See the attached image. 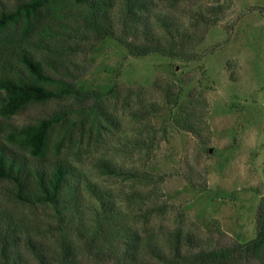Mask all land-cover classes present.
Instances as JSON below:
<instances>
[{"label": "rangeland", "instance_id": "374dc122", "mask_svg": "<svg viewBox=\"0 0 264 264\" xmlns=\"http://www.w3.org/2000/svg\"><path fill=\"white\" fill-rule=\"evenodd\" d=\"M16 2L0 0V11ZM151 2L141 20L148 17L161 36L158 16L170 19L178 30L169 42L174 57L134 56L118 42L146 43L144 24L125 17L118 0L92 14L74 0H55L29 35L6 30L3 41L54 62L49 71L80 94L0 116V141L13 146L9 125L64 113L50 131L47 157L95 182L118 212L117 227L160 236L180 229L208 247L247 242L264 197V0ZM42 25L58 33L49 48L38 43ZM184 53L195 57L183 61ZM10 188L0 181L4 207L52 222L50 206L21 204Z\"/></svg>", "mask_w": 264, "mask_h": 264}, {"label": "trees", "instance_id": "16d2710c", "mask_svg": "<svg viewBox=\"0 0 264 264\" xmlns=\"http://www.w3.org/2000/svg\"><path fill=\"white\" fill-rule=\"evenodd\" d=\"M112 1L74 0L88 7L90 14ZM118 1L125 17L144 24L140 34L146 43L137 46L122 38L118 42L134 56L159 53L174 57L172 39L178 30L170 19L158 16L164 34L157 35L150 29L148 17L141 20L151 0ZM51 2L55 0H17L13 8L0 11V116L5 119L28 106L80 94L72 84L49 71L57 69L54 62L36 56L26 45L1 38L6 30L15 28L23 36L29 35ZM131 30L136 33L138 28ZM57 34L50 25H42L38 43L49 48L50 39ZM181 56L183 61L195 57L192 53ZM63 116L58 113L5 129L13 146L0 141V181L10 184L15 201L50 206L54 210L51 223L55 225L18 214L0 201V264H264V197L256 212V236L244 243L208 247L202 239L180 229L160 236L117 227L118 212L107 194L83 171L47 157L50 131ZM101 166L110 168L105 162ZM49 232H56L54 240H49Z\"/></svg>", "mask_w": 264, "mask_h": 264}]
</instances>
